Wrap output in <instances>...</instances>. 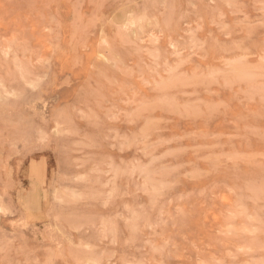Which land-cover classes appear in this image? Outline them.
<instances>
[{
	"label": "rangeland",
	"instance_id": "374dc122",
	"mask_svg": "<svg viewBox=\"0 0 264 264\" xmlns=\"http://www.w3.org/2000/svg\"><path fill=\"white\" fill-rule=\"evenodd\" d=\"M0 264H264V0H0Z\"/></svg>",
	"mask_w": 264,
	"mask_h": 264
},
{
	"label": "bare ground",
	"instance_id": "6f19581e",
	"mask_svg": "<svg viewBox=\"0 0 264 264\" xmlns=\"http://www.w3.org/2000/svg\"><path fill=\"white\" fill-rule=\"evenodd\" d=\"M154 189V188H153Z\"/></svg>",
	"mask_w": 264,
	"mask_h": 264
}]
</instances>
